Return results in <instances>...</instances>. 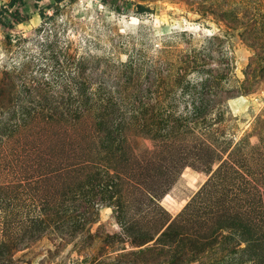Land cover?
Segmentation results:
<instances>
[{
  "label": "rangeland",
  "instance_id": "374dc122",
  "mask_svg": "<svg viewBox=\"0 0 264 264\" xmlns=\"http://www.w3.org/2000/svg\"><path fill=\"white\" fill-rule=\"evenodd\" d=\"M7 1L0 0V5ZM48 1L26 0L28 21L8 33L0 26V125L13 120L5 105L10 83L15 96L42 102L48 97L46 109L66 102L67 96L59 100L54 94L64 89L50 82L47 92L39 80L53 77L56 53L65 70L80 77V84H72L74 89L86 82L91 108L77 122L43 113L12 136L0 131V264H168L174 251L155 240L159 217L166 222L177 219L179 232L190 238L216 235L214 247L187 264H237L241 256H248L241 253L244 243L235 247L234 241H223L222 234L228 231L217 228V217L206 216L200 228L179 218L224 158L236 170L230 169L231 186L245 187L242 208L258 205L255 212L264 216V68L255 63L257 55H264V0H64L57 12L46 9L47 17L42 18L36 7ZM137 4L151 11L137 13ZM15 10L25 18L22 9ZM225 11L231 13L230 23L217 16ZM253 39L263 50L249 45ZM259 61L264 64L263 57ZM245 71L254 75L247 77ZM30 74L38 78L31 79ZM206 75L221 77L215 83L209 80L207 92L203 88L215 102L206 116L220 113L221 118L207 130H201L199 117L187 121L181 133L168 140L185 148L183 138L196 141L201 136L219 157L210 166L184 167L166 185L165 178L147 177L153 173L144 168L149 161L166 162L177 149L155 142L137 124L155 126L164 115L170 124L175 116L185 115ZM99 113L102 120L122 118L128 124L121 139L108 147L96 132ZM153 152L156 157L150 158ZM137 163L142 165L138 171ZM104 168L115 176L124 221L134 219L130 235L97 190L103 185L96 178L107 177L97 170ZM24 176L27 183L21 192L6 194L10 181ZM155 185L169 188L156 205L136 214L134 208L146 199V189ZM141 233L154 239L139 245L135 241Z\"/></svg>",
  "mask_w": 264,
  "mask_h": 264
},
{
  "label": "trees",
  "instance_id": "16d2710c",
  "mask_svg": "<svg viewBox=\"0 0 264 264\" xmlns=\"http://www.w3.org/2000/svg\"><path fill=\"white\" fill-rule=\"evenodd\" d=\"M64 0H49L47 4L44 7H36V11L38 15L42 18H46V9L53 8L54 12H57L58 6L61 2ZM106 1V0H103ZM113 2L115 0H112ZM126 4H130V2H126ZM138 5V9H136L137 13H143L145 11H151L150 8ZM20 8L22 9V12L25 14V18L21 17L19 18L16 15L15 9ZM140 9V10H139ZM28 8L26 0H8L5 3H2L0 5V26L4 29L5 32H10V30L16 25V24H23L24 21H28ZM53 15V14H52ZM231 13L228 11L219 12L217 15L220 19H225V21L229 22L232 21V17L230 16ZM12 17V18H11ZM49 18L52 16H48ZM247 28V27H245ZM253 28H249V32L253 34ZM245 30V29H244ZM259 31L257 30V33ZM241 38L245 39L243 31L241 32ZM256 38V37H255ZM254 40V39H253ZM255 42H248L250 46L252 47H258L259 49L263 50L262 47H259V44L257 45L256 40ZM246 42V40H245ZM251 43V44H250ZM61 49V48H60ZM53 61L55 64V68L52 72H50V76L53 77L49 78H39L40 82L43 83L45 87L50 85V82L55 83V85L58 87H61L64 89V91H54L55 96H58L59 100L65 99L64 101H57L55 104H51L50 108L46 109L44 106L46 103L48 104V97L42 102L39 100H32L31 98H27L26 95L21 96H15L16 94L12 92L15 91V87L13 84H9V89L5 98V105L6 108L9 109V112L7 115L10 116L11 119H13L10 122H6L4 124H1V132L6 133L7 136H12L16 132H20L26 128H29V122L32 117H34L36 114L40 115L42 114L48 117H56L54 115L58 114L59 117L63 116L65 118H69L72 121L77 122L80 120L84 113L86 112V109H90L91 106L89 105V95H87V89L84 84L86 82L81 81L83 84L81 87L73 88L72 84H80L78 82L79 76H75L73 71L65 70V66H63L62 62L59 61L57 53L53 55ZM258 58L255 60V63L260 66V69L264 68V64H261L259 59L262 57L264 58V55L259 54L257 55ZM65 59V58H64ZM127 61V60H126ZM125 61V62H126ZM131 62V61H129ZM256 70V69H254ZM253 70V71H254ZM209 71V69H208ZM46 74V73H44ZM245 74L247 77L248 75L252 76L253 74H250L249 71H245ZM31 79H36L38 77L33 76V74H30ZM218 76H212L208 77V75L204 76L201 79V90L198 91L196 89L194 94L197 93L195 98L192 99V102L188 108V112L185 115H179L175 116L169 124V121L165 118L166 116H162L157 120V123L155 122V126H152V123L150 122L141 124L138 123V128L141 129V131L145 132L149 138L156 141H161L164 145H170L173 144V149H177L176 152H174L173 155H170L166 162H160L157 161V159H153L149 161V167L145 166L144 168L147 170L152 169L153 173L146 174L147 177L158 180L159 178H165V183L171 182V177L176 175L180 170H182L186 166H191L193 168L199 167L203 164V166H210L212 160H215L218 158V152H215L211 148V144L205 142L203 139L198 137L196 141H193V139H185V146L188 147H180L177 148L175 146V143L170 142L168 138L170 135H177L181 133L182 126H184L187 121H190L193 123V121H196L199 117V121L201 124V130L202 128L207 130L210 129L211 125L213 126L214 121H217V119H220V113L218 115L215 114V118H212L210 116H206L207 111H213L215 108V102H212L210 98H207L205 96V91L207 90L209 86V80L212 82H217ZM34 79V80H35ZM45 79V80H44ZM220 81V80H219ZM211 82V83H212ZM219 83V82H218ZM28 85V86H26ZM211 85V84H210ZM30 84H23L24 88H30ZM189 84L187 83V86H185V89L187 90V87ZM48 88V87H47ZM205 89V91L203 90ZM51 88L47 89V92L50 91ZM189 90V89H188ZM207 92V91H206ZM78 95V96H77ZM46 96V95H45ZM3 97V96H2ZM1 97V98H2ZM51 98V96H50ZM49 98V99H50ZM80 99L82 100V103L80 104ZM57 99L54 98L53 102ZM196 100L198 103H196ZM110 101V98H109ZM62 103H65L66 106L62 107ZM111 103V102H110ZM110 103L107 104V109H105V114H110ZM12 104V105H10ZM39 104L38 107H36ZM41 104V105H40ZM115 103H113L112 106H114ZM111 106V107H112ZM144 106V105H143ZM135 105L132 101V108L135 109ZM219 107V106H218ZM115 109V108H114ZM145 109V106L143 110ZM2 110V109H1ZM45 113V114H43ZM120 115L119 113L116 115ZM17 116V119L15 117ZM20 117V119H19ZM98 117L100 118V113L98 114ZM164 117V118H163ZM172 118V117H171ZM19 119V120H18ZM60 119V118H59ZM155 121V120H154ZM133 123V122H132ZM128 124H126L125 120L122 118L118 120H114V118L102 120L101 118L96 123V132L101 134L102 140L105 144V147H108V144L117 142L121 139V132L124 127H127ZM166 127V128H165ZM190 130L192 133L195 132L193 127H190ZM200 134H205L203 132H200ZM175 139V137L173 138ZM179 139V138H176ZM180 140V139H179ZM115 149H119V146L116 145ZM176 147V148H175ZM26 150L31 149L30 147L25 148ZM155 154V152H153ZM153 153L150 155V158L156 157V154L153 155ZM165 157V156H164ZM160 159V158H159ZM164 159V160H165ZM156 160V161H155ZM234 163H230V159H222L217 167L211 171L210 176L208 179L201 185L199 190L193 195L191 198V201H189L180 212V220H188V222H192L193 224H197L198 227H202V221H206L208 217L215 218L219 220V224L217 228H219L221 231L224 229L228 232L222 234L223 241L229 242L234 241L235 247L241 245V243H244V246H241L240 249L243 250L241 253H247L248 256L244 257L241 256L242 259H239L237 264H264V216L259 213L255 212L256 208H254L253 205H249L247 209L242 208L241 204H244L242 202H245L246 200L243 199L241 196L242 193H244V186L242 188H234L231 186L233 184L231 175L232 169L234 172L236 171L235 168L233 169ZM106 167V166H105ZM134 167V164H133ZM135 170L142 169V165L140 163H137V167H134ZM151 170V171H152ZM97 174H104V176H107L106 178H96L98 180V185L101 183L103 186H99L97 190L100 191V195L102 199H108L109 202L106 206H113L115 217L121 224L122 228L124 229L125 233L129 234V231L131 230L130 222L132 221H124L126 211H124V202H122V198L119 196L120 194L117 192V183L115 182V176L109 173V170L107 168H104L103 170H97ZM229 176V177H228ZM32 177V176H30ZM23 178H19V180H13L11 186L7 187L10 189V193H18L21 192L22 186L27 183V181H24ZM95 179V178H94ZM37 178H34V183L36 182ZM101 180V181H100ZM227 180V181H225ZM31 180H28L30 182ZM32 184V183H28ZM1 188V187H0ZM18 188H21L18 190ZM168 186H157L155 185L146 189L144 195L146 196V199L139 200V205L137 206L138 209H135V213L140 214L143 211H148L151 208V203L153 205L157 204V201L159 199V195H163L167 192ZM159 189H163L160 190ZM0 189V193H1ZM205 193V195H204ZM200 194H202V197ZM104 195V196H103ZM118 195V196H117ZM198 198V200H197ZM17 199V198H15ZM0 200L1 195H0ZM156 201V202H155ZM2 202V201H0ZM7 202V201H6ZM5 202V204H7ZM238 204V205H235ZM253 212H252V211ZM132 212V211H131ZM184 215V218L182 216ZM178 216V215H177ZM35 217H38L36 215ZM207 218V219H206ZM167 219V218H166ZM157 220L160 222V228L157 237L155 240H158L159 243L166 245L169 250L174 251L171 259L169 260L168 264H187L189 262L195 261L197 259V255L205 251L207 248L214 247L216 235L209 234V235H203L198 236V234H195L192 238L181 234L178 229V221L177 219L173 218L170 221L160 220V217L157 218ZM90 221H93L92 219ZM158 223V222H156ZM134 224V223H133ZM136 225H134L135 227ZM164 226V227H163ZM204 227V225H203ZM163 228V229H162ZM202 229V228H201ZM215 229L214 231H216ZM158 231V230H157ZM156 231V232H157ZM203 231V230H201ZM216 233V232H214ZM130 235V234H129ZM153 238V235L147 234V233H141V237L138 238L137 241H135L139 245H144L145 243L151 241ZM174 246L172 247V245ZM237 250H232V253H236ZM186 253V254H185ZM241 260V261H240Z\"/></svg>",
  "mask_w": 264,
  "mask_h": 264
}]
</instances>
